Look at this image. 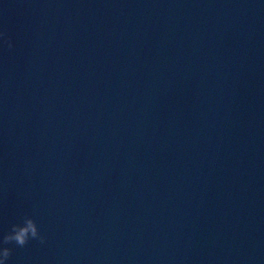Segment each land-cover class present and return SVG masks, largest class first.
<instances>
[{"label":"water","instance_id":"95a60500","mask_svg":"<svg viewBox=\"0 0 264 264\" xmlns=\"http://www.w3.org/2000/svg\"><path fill=\"white\" fill-rule=\"evenodd\" d=\"M8 264H264V0H178L0 147Z\"/></svg>","mask_w":264,"mask_h":264},{"label":"clouds","instance_id":"9594fccd","mask_svg":"<svg viewBox=\"0 0 264 264\" xmlns=\"http://www.w3.org/2000/svg\"><path fill=\"white\" fill-rule=\"evenodd\" d=\"M0 38L4 40L9 49L14 47V43L10 36L0 32ZM31 240H39L41 244L46 241V237L41 234L39 226L33 217L25 216L23 223L13 224L11 230L0 237V264H8L12 256L13 249L7 245L15 244L24 247Z\"/></svg>","mask_w":264,"mask_h":264}]
</instances>
